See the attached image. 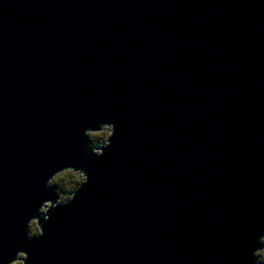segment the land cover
Here are the masks:
<instances>
[{
	"label": "water",
	"instance_id": "water-1",
	"mask_svg": "<svg viewBox=\"0 0 264 264\" xmlns=\"http://www.w3.org/2000/svg\"><path fill=\"white\" fill-rule=\"evenodd\" d=\"M34 215L26 264H256L264 0H0V264Z\"/></svg>",
	"mask_w": 264,
	"mask_h": 264
},
{
	"label": "clouds",
	"instance_id": "clouds-1",
	"mask_svg": "<svg viewBox=\"0 0 264 264\" xmlns=\"http://www.w3.org/2000/svg\"><path fill=\"white\" fill-rule=\"evenodd\" d=\"M113 128L112 138L115 133V125L110 123ZM93 137V135H92ZM93 139H95L93 137ZM111 146V143H108V148ZM90 147V146H89ZM105 151L101 154H92L88 157L90 161H93L97 164L100 163L101 158L105 155ZM70 168L62 167L58 171H55L46 181L45 187L48 189H52V196L53 199H47L43 201V203L36 209V212L39 208L46 207L47 217L46 222L51 219V212L57 209L60 206L68 205L69 203L73 202L76 195L82 190V188L91 182L90 176L80 168L76 171L78 174L75 177V184L78 187L73 186L72 188L67 187V185H62L60 181L66 176V174L70 171ZM49 205H51L49 207ZM92 217H88L87 220H91ZM87 222V221H85ZM80 231L79 226L73 228L71 230L72 235H76ZM45 235V226L40 225L37 226L36 224V215H34L31 219L27 222V229L25 232L23 242H17L16 247L18 251L16 252V258L8 261V264H26L29 260V254L26 251L32 244L33 241L39 238H42ZM260 244L264 245V235L260 236ZM252 255L256 257V264H264V246L257 248Z\"/></svg>",
	"mask_w": 264,
	"mask_h": 264
},
{
	"label": "rangeland",
	"instance_id": "rangeland-1",
	"mask_svg": "<svg viewBox=\"0 0 264 264\" xmlns=\"http://www.w3.org/2000/svg\"><path fill=\"white\" fill-rule=\"evenodd\" d=\"M104 130H107V126L102 130H99V131H92V132H89V137L91 140L93 141H96V140H101L103 144H105V140H106V135H107V132H104ZM95 139H93V137ZM76 173H67L66 176L60 181V183L62 185H67V187L69 188H72L73 186L76 187V184H75V177H76ZM42 210H46V207H43Z\"/></svg>",
	"mask_w": 264,
	"mask_h": 264
},
{
	"label": "trees",
	"instance_id": "trees-1",
	"mask_svg": "<svg viewBox=\"0 0 264 264\" xmlns=\"http://www.w3.org/2000/svg\"><path fill=\"white\" fill-rule=\"evenodd\" d=\"M76 187H78V185H76Z\"/></svg>",
	"mask_w": 264,
	"mask_h": 264
},
{
	"label": "bare ground",
	"instance_id": "bare-ground-1",
	"mask_svg": "<svg viewBox=\"0 0 264 264\" xmlns=\"http://www.w3.org/2000/svg\"><path fill=\"white\" fill-rule=\"evenodd\" d=\"M105 128V127H104Z\"/></svg>",
	"mask_w": 264,
	"mask_h": 264
}]
</instances>
